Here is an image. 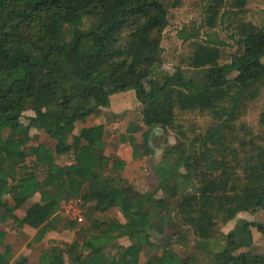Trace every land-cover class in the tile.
I'll use <instances>...</instances> for the list:
<instances>
[{"label":"trees","instance_id":"trees-1","mask_svg":"<svg viewBox=\"0 0 264 264\" xmlns=\"http://www.w3.org/2000/svg\"><path fill=\"white\" fill-rule=\"evenodd\" d=\"M184 16L197 23L193 38L174 28ZM217 31L225 41L210 39ZM263 59L264 0H0V225L37 227L34 249L57 229L60 203L80 198L97 213L117 209L124 223L93 222L90 239L52 243L38 264H197L167 243L142 263L144 251L156 248L153 219L184 231L214 264H264L249 250L250 227L264 234V222L250 219L264 214ZM158 61L176 71L146 90L143 80ZM196 70L207 72L202 88L184 73ZM106 81H113L108 89ZM124 92L141 105L139 121L119 138L132 160L152 155L156 128L177 140L162 156L153 193L120 177L126 164L105 156L103 136L85 129L84 143L68 142L71 129L103 117L110 96ZM26 111L33 116L24 123ZM31 130L52 142L38 145L32 167L24 152ZM62 156L70 162L57 164ZM158 191L165 192L161 200ZM35 196L38 210L18 218V203ZM242 214L250 218L237 221ZM6 238L0 231V264L14 260ZM122 238L127 247L105 252Z\"/></svg>","mask_w":264,"mask_h":264},{"label":"rangeland","instance_id":"rangeland-1","mask_svg":"<svg viewBox=\"0 0 264 264\" xmlns=\"http://www.w3.org/2000/svg\"><path fill=\"white\" fill-rule=\"evenodd\" d=\"M167 4L168 2L165 5ZM174 28L177 30V35L179 34L180 37L184 39L193 38L198 32L197 23L191 18L185 16L184 18H179L177 20ZM209 36L212 40L220 37V39H222L221 41H225L223 40L224 36L221 37L219 31H217L216 34L213 33ZM175 71L176 69L173 66L158 61L151 74L143 80L144 88L147 90L151 85L163 84L164 79L172 76ZM184 73L187 77H191L195 81L198 88L205 86L207 77L206 71L196 70L185 71ZM232 76H234V74ZM118 80L121 82L122 77ZM112 83L113 81H106L103 84V88H110ZM110 105H112L113 112L111 109H108L105 112V115L98 119L94 125L86 126L77 124L73 129H71L68 142L71 145L84 143L81 138V133L83 130L89 129L92 132L93 137L101 138L103 136L106 141L105 152L110 153V155L114 154L118 148L119 138L122 133H125L127 127L131 123H137L139 121V107L141 105L140 101H137L135 98L133 92H124L110 96ZM30 116H33V113L30 111L22 113L21 121L26 123V118ZM30 136L31 142L25 147L24 152L26 156V164L32 167L38 145L44 143L51 147L52 142L42 132L36 130H31ZM134 137H136L137 143L140 145L142 143L141 134L137 133ZM176 141L177 140H175L174 134H168L166 136L161 129H154L148 140V147L150 148L152 155H150L149 158L145 157V159L142 157L139 159V162L136 160L129 161V164L125 167L120 177L142 194L153 193L157 187V177L155 173L158 170V165L161 163L162 156L165 155L167 148L175 145ZM126 146L128 147V145ZM126 151L129 155L132 152L129 147ZM56 162L59 165H65L70 162V158L65 156L56 157ZM155 196L158 200H161L163 196H165V192L158 191ZM175 201L176 199L170 200L171 208L174 206ZM11 202L12 201H10V203ZM39 207V196H35L27 201H22L18 203L16 216L22 219L27 215L35 213ZM92 207V205L87 204L86 218L84 223L81 225H72L73 223L65 221L60 216L58 218L57 229L49 233L44 241L41 244H37L34 249L30 248L29 245L37 232V227H26L22 230H18L11 222L5 225H0V231H5L7 234L6 244L11 247L13 252L14 260L10 264H14L23 258L27 259V264H38L40 252L47 249L52 243H62L68 245L77 244L80 246L84 239H90L93 235H95L93 222L102 223L117 219L122 221L123 219L117 209H111L105 213H97L93 211ZM156 211L159 210L157 208L152 209V212ZM169 214L170 213H167L165 215L168 216ZM248 218L250 217L248 216ZM250 219L257 223H263L264 214H257L252 216ZM159 222L160 221H155V219H153V225L157 228L152 233V242L156 245V248L144 251L141 255L142 263L145 262L148 257L158 254L160 251L159 247L162 243H167L183 258L193 256L197 259V264H214L211 262L212 256H209L207 251H198L193 240H188V235L184 231L182 233L179 228L171 225L169 222H165L162 226H160L161 224L159 225ZM236 222L237 221L234 220L229 223V225L232 224L231 226L234 228ZM225 229L226 230L222 231L220 237L218 238L219 244H216L217 246L213 245L210 247L212 252H218L219 247L225 242L229 227L226 226ZM250 230L252 232L253 242L249 250L253 254L261 256L264 259V234L258 232L253 226L250 227ZM184 236L186 237V240L182 241ZM113 251L114 248L111 246L105 249V252L107 253H112Z\"/></svg>","mask_w":264,"mask_h":264},{"label":"built area","instance_id":"built-area-1","mask_svg":"<svg viewBox=\"0 0 264 264\" xmlns=\"http://www.w3.org/2000/svg\"><path fill=\"white\" fill-rule=\"evenodd\" d=\"M85 214L86 204L80 198L66 199L60 203L58 215L69 223L83 224Z\"/></svg>","mask_w":264,"mask_h":264},{"label":"crops","instance_id":"crops-1","mask_svg":"<svg viewBox=\"0 0 264 264\" xmlns=\"http://www.w3.org/2000/svg\"><path fill=\"white\" fill-rule=\"evenodd\" d=\"M138 107V106H137ZM109 109H111V111L113 112V110H112V105H110V108ZM114 109V108H113ZM100 118H102V117H100ZM100 118H98V119H100ZM98 119H96L94 122H91V123H89L88 125H86V126H92V125H94L95 123H96V121L98 120ZM124 134V132L122 133V135ZM104 138V137H103ZM105 141V140H104ZM105 143H106V141H105ZM127 146L126 145H123V144H120V143H118V148H117V150L115 151V153L114 154H111L110 155V153H104L105 154V156H115L116 158H118V159H120V160H122V161H124L125 162V164H126V166L129 164V161H132V159L130 158V155L129 154H127V149H128V147L126 148ZM149 158V157H148ZM145 159V158H144ZM137 162H139V159L138 160H136ZM134 162V161H133ZM125 166V167H126ZM239 218L240 219H246V218H248L247 217V215H245V214H242V215H239V217H238V219H237V221L239 220ZM117 221H119L120 223H124V220L122 219V221L121 220H118L117 219ZM232 224H228L227 226L229 227V231H227V234H229V232H230V230L232 231L233 230V226H231ZM224 230H226V229H224ZM223 230V231H224ZM252 233V232H251ZM129 245V241H128V239L127 238H122V239H120V240H118V241H116V242H114L113 244H111L110 246L112 247V248H114V251L112 252V253H115V249H116V247H118V246H123V247H127Z\"/></svg>","mask_w":264,"mask_h":264}]
</instances>
